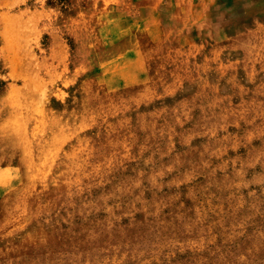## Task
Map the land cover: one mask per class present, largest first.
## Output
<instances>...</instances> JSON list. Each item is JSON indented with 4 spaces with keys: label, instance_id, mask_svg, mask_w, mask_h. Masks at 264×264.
Masks as SVG:
<instances>
[{
    "label": "rangeland",
    "instance_id": "374dc122",
    "mask_svg": "<svg viewBox=\"0 0 264 264\" xmlns=\"http://www.w3.org/2000/svg\"><path fill=\"white\" fill-rule=\"evenodd\" d=\"M151 2L0 0V264H264V0Z\"/></svg>",
    "mask_w": 264,
    "mask_h": 264
},
{
    "label": "crops",
    "instance_id": "0c3cea01",
    "mask_svg": "<svg viewBox=\"0 0 264 264\" xmlns=\"http://www.w3.org/2000/svg\"><path fill=\"white\" fill-rule=\"evenodd\" d=\"M140 7H139V9H138V11H139V13H141L142 14V16L143 15H147V16H151V20H152V22H151V31L153 32L154 31V25H155V32H158V30H159V24H158V22L157 21H155V23H154V21H153V16L155 15V14H157L158 15V12H159V4H158V2L156 3V0H152V2L151 3H149V4H140L139 5ZM128 20H129V17L127 18ZM152 35V34H151ZM137 53V55L140 57V53H139V51H137L136 52ZM142 56H143V53H142ZM137 60V59H136ZM141 72V71H140Z\"/></svg>",
    "mask_w": 264,
    "mask_h": 264
}]
</instances>
